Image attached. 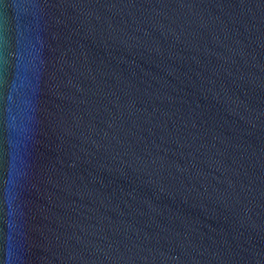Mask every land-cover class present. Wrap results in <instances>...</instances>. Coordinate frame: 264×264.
Instances as JSON below:
<instances>
[{"label":"water","instance_id":"95a60500","mask_svg":"<svg viewBox=\"0 0 264 264\" xmlns=\"http://www.w3.org/2000/svg\"><path fill=\"white\" fill-rule=\"evenodd\" d=\"M0 264H264V0H0Z\"/></svg>","mask_w":264,"mask_h":264}]
</instances>
